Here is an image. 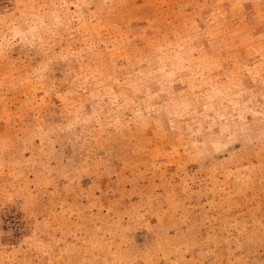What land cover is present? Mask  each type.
<instances>
[{
  "label": "rangeland",
  "instance_id": "374dc122",
  "mask_svg": "<svg viewBox=\"0 0 264 264\" xmlns=\"http://www.w3.org/2000/svg\"><path fill=\"white\" fill-rule=\"evenodd\" d=\"M0 264H264V0H0Z\"/></svg>",
  "mask_w": 264,
  "mask_h": 264
}]
</instances>
